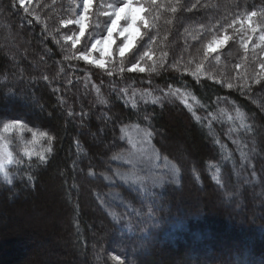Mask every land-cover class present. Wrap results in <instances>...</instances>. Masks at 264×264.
I'll use <instances>...</instances> for the list:
<instances>
[{"label": "trees", "instance_id": "1", "mask_svg": "<svg viewBox=\"0 0 264 264\" xmlns=\"http://www.w3.org/2000/svg\"><path fill=\"white\" fill-rule=\"evenodd\" d=\"M79 1L27 0L22 7L0 0V126L20 120L54 137L43 162L18 154L8 167L11 183L0 177V264H264V54L240 41L232 52L237 36L203 61L200 83L183 68L128 71L146 50L157 59L167 52V64L187 63L213 35L238 33L250 11L263 26L264 0H139L150 24L142 34L155 41L149 48V35L138 37L103 69L65 57L106 34L108 5L121 0H93L73 49L63 36L78 27L60 21L73 19ZM169 84L197 98L189 103L199 121L175 97L164 98ZM138 89L161 100L132 95V108L129 93ZM129 125L152 131L153 146L179 171L178 184L144 194L104 180L124 168L113 156L126 150L120 129ZM41 144L48 147L46 136ZM111 190L126 203L113 205L112 218L99 204Z\"/></svg>", "mask_w": 264, "mask_h": 264}, {"label": "snow or ice", "instance_id": "2", "mask_svg": "<svg viewBox=\"0 0 264 264\" xmlns=\"http://www.w3.org/2000/svg\"><path fill=\"white\" fill-rule=\"evenodd\" d=\"M27 0H20V4L22 7H24L25 3ZM151 5H156L157 0H150ZM93 6V0H83V7L82 10L80 11V14L75 18V19H64L61 20L60 23L64 26L68 25H77L78 26V31L74 32L72 35H64L63 40L66 42H70L71 46L73 49H76L77 45L81 43V38L85 35L86 28L88 27V22L90 20V10ZM195 7V6H194ZM109 8L112 10L110 12H106L105 15L110 17V22L111 20H115V27L113 28V33H115L117 30H119V34H121L122 37H125L123 42L119 45L117 49V53L120 57H124L126 53H128L131 49H133L134 45L137 43L138 37L142 38V35H149L150 37V42H149V48H151V41H155L156 37H152L150 33L144 32L142 34V29L147 30L150 27L149 21L146 19V17L142 14L146 9L143 7V5H139L136 10H133L132 8V2L131 0H124L122 4H120L117 7H112L109 5ZM127 10V11H126ZM25 11L27 12L28 9L25 8ZM173 12L177 11V8H172ZM257 15L256 11H250L246 14L245 18L241 20V24L243 25L245 22L248 25V31L244 34V36L241 37L242 40V46L246 49L248 46V42L253 39V36L250 33H256L257 32V27L253 26V21L252 18ZM121 19L127 21L123 26H120V21ZM236 21L233 20L232 24L227 25V28H232L233 25H235ZM81 24L83 25V31H81ZM110 23L107 24V26ZM203 31V29H201ZM240 29H236V32H239ZM260 31V36H259V41L261 44H264V27L259 29ZM190 35L191 40L197 41L200 39L199 35ZM104 36V35H103ZM103 36L100 38L102 39ZM130 36L131 39H127V37ZM55 39V37H53ZM235 38V33H233L232 36H229L227 31L224 30L222 31L219 35H213L212 38L204 43L202 45V50L197 49L196 54L192 57V59H189L187 63H183L181 59L176 60L175 62L171 64L166 63V58L168 56L167 52H161L159 58H155L153 55V52L151 50H146L142 53L141 57L139 60H137L136 63L131 64V67L128 68V71H138V72H149V73H155L156 75H160L161 72H166L169 70L180 72L181 68L184 69L185 73L190 74L197 83H200L201 76L204 75L201 69V64H203V61L206 60L210 55L213 53H216L218 49L223 48L230 39ZM59 43V41H56ZM116 43L115 37L110 39L108 45H107V55L104 58H96L93 56V53L97 50H99V45L96 44L95 42H91L90 46L87 47L86 51H79L74 54L73 57H65L66 59L70 58H75L78 60L85 61L89 64L96 65L99 68H105L107 64V58L112 56V46ZM259 45L253 44L252 47L255 49ZM189 47L187 40L185 41V48L187 49ZM122 49V50H121ZM202 51V55H201ZM199 57V63L196 64V67L194 70H192L189 73V66L192 65L196 58ZM217 60H219V56L216 57ZM151 61V65L145 68L142 66L141 61ZM239 67V65H237ZM262 68H264V64L261 65ZM111 75V71L108 73ZM209 79H211V76H209ZM219 83L220 81H216ZM259 79H256L253 81V83H259ZM228 88H233L235 85L233 83H227L223 85ZM244 87H248L247 83L243 85ZM95 87V85H93ZM97 92L99 89H96ZM121 91H124L123 89ZM148 98L151 99L153 103H159L161 100V97L158 96H151V94H147ZM168 97H175L178 99L185 108L189 112L192 113V116L194 120L199 121L200 117L196 115L195 111L193 110V104L189 103V99L194 101L195 103L199 104V101L197 98L191 94V92L186 91L183 87H173V85L169 84L167 85V90L164 91V98ZM99 103L105 104L106 101L101 97L99 99ZM131 107L135 108L136 104L135 101H131ZM145 119H148L145 117ZM26 126L23 124L22 121L20 120H11L9 122H6L3 124V129L2 131L5 133L11 132L13 129H15L17 132L23 130ZM133 129L137 136H142L144 140H147L149 143L151 136L153 135L152 131L149 129H142L138 125H134ZM29 132H31L32 135V143H36V141L40 137H47L48 140V147L44 150V152L47 153H52L53 148H52V142L54 140V137L51 135H48L46 132L41 131L37 133L36 131H33L32 129H28ZM121 133L123 134L120 139L124 138V135L129 136V143L132 144L133 148L136 147V143L140 142L139 140H133L132 134L128 132L127 127H122L120 129ZM44 152L39 153L40 160L43 162L45 160V155ZM26 155L28 156H33L37 155V153L33 150H29L26 152ZM118 158V156H114L113 159ZM12 160V153L7 151V146H4V156L0 157V165H5L6 163H9V161ZM175 167V166H173ZM219 171V169H217ZM119 175V173H117ZM8 177V174H6ZM108 177H105L107 179ZM216 175H213V180H216ZM9 183L11 181L9 180Z\"/></svg>", "mask_w": 264, "mask_h": 264}, {"label": "rangeland", "instance_id": "3", "mask_svg": "<svg viewBox=\"0 0 264 264\" xmlns=\"http://www.w3.org/2000/svg\"><path fill=\"white\" fill-rule=\"evenodd\" d=\"M123 2L124 0H121L120 4H122ZM131 2H132L133 10H136L138 6L141 5L139 3L140 2L139 0H131ZM120 4H117L115 6L113 5L112 7H117ZM82 7H83V0H80L77 9L75 11V14L73 16V19H75L80 14ZM126 22L127 21L121 19L120 26H123ZM253 26L257 27L258 30L256 33H250L253 36V39L248 42L247 48L248 47L253 48L252 45L257 44L259 46L256 47L255 49L260 50L261 54H264V44H261V42L259 41V36L261 34L259 29L264 27V25L258 26L253 24ZM237 29H240V31L235 34V37L238 36V38H236L237 40L234 39L232 41L233 43H235V46L233 44H230V46H232L231 48H233L232 52L236 51V49L234 48L237 47L238 41H240L242 44L241 37L244 36V34L248 31V25L246 22L243 25L240 23ZM113 35L115 37L116 43L112 46V53L114 52L117 53V49L119 45L123 42L125 37L119 36V30L113 33ZM95 40L96 39L92 40V42H94ZM224 47L226 48L227 46L225 45ZM93 56L99 58L100 57L99 50L95 51L93 53ZM128 92H130V90ZM147 94L148 91L138 89L135 90L134 92H131V94L129 93V98H131L132 95H134V97L141 96V99L142 98L146 99L145 96H148ZM131 99L134 100L133 97ZM4 123H2L0 126V157L4 156V146L6 145L7 151L12 153V160L11 162L5 164L4 170L8 173V177L5 178L3 172H0V177L3 180L9 182V180L11 179V175L8 171V167L16 161V158L18 157L16 155L20 154L19 156L29 157L28 155H26V152L29 150H33L37 153V156H39V153L44 152V149L41 144V140L43 137H40L36 141V143L33 144L31 132L28 131L29 128L25 127L23 130L19 132L13 129L11 132L5 133L2 131ZM133 126L134 125H129L126 127L128 129V132L132 134L133 140L134 141L139 140L140 142H137L136 147L133 148L132 144L129 143V136L124 135V138L127 141V148L125 151L115 155L118 156V158L113 159L115 162L123 165L124 168L115 169L112 175H103L102 177L104 178V180L109 184L122 183L125 186L133 188L144 194H151L156 192L160 193L166 185L178 184L179 171L175 166V164L171 162L168 158L161 156L151 142L149 143L147 140H144L142 136L138 137L133 129ZM33 131H36L37 133L41 132L39 130H33ZM117 173H119V175ZM105 177L108 178L105 179ZM99 202H100L99 204L106 210V212L110 215L111 218L115 217L113 212L114 210L112 208L113 205L118 204L121 206H125L126 204L125 201L122 200L121 195L115 190H111L100 195ZM188 240L190 241V239ZM197 252L200 253V249ZM158 253L166 254V252H162V251ZM188 257L189 256L187 254H182L181 256H179V258H188ZM179 258H177V256L172 255L171 261L174 262L177 260L179 261ZM156 260H158L157 257ZM160 263H161L160 261L157 262V264Z\"/></svg>", "mask_w": 264, "mask_h": 264}, {"label": "clouds", "instance_id": "4", "mask_svg": "<svg viewBox=\"0 0 264 264\" xmlns=\"http://www.w3.org/2000/svg\"><path fill=\"white\" fill-rule=\"evenodd\" d=\"M109 7V5H108ZM115 20H111L110 24L106 28V34L103 36V38H98L94 42L99 45V52L100 57L104 58L107 55V45L110 41V39L113 37V28L115 27ZM81 31H83V25L81 24ZM121 36V34H119ZM127 39H131L130 36L127 37ZM122 50V49H121ZM11 162V161H9ZM5 165H0V172H3L4 177L7 178L8 174L5 170Z\"/></svg>", "mask_w": 264, "mask_h": 264}]
</instances>
